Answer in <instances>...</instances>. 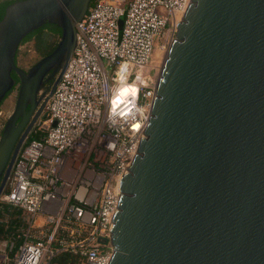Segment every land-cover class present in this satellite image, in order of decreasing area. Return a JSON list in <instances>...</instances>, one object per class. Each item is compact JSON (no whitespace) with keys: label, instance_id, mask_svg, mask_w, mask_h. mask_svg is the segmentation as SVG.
I'll return each mask as SVG.
<instances>
[{"label":"water","instance_id":"water-1","mask_svg":"<svg viewBox=\"0 0 264 264\" xmlns=\"http://www.w3.org/2000/svg\"><path fill=\"white\" fill-rule=\"evenodd\" d=\"M89 2L14 0L4 9L0 104L14 87L16 98L0 132V193ZM45 23L60 28L58 41L20 67L23 38ZM175 27L110 236L98 241L110 245L108 264H264V0H190Z\"/></svg>","mask_w":264,"mask_h":264},{"label":"built area","instance_id":"built-area-1","mask_svg":"<svg viewBox=\"0 0 264 264\" xmlns=\"http://www.w3.org/2000/svg\"><path fill=\"white\" fill-rule=\"evenodd\" d=\"M189 2L90 0L75 24L72 54L0 193V205L20 210L25 225L18 238L0 237V264H52L62 251L73 264H108L110 245L98 237L110 236L120 178L149 117L154 51L166 31L175 34L176 14ZM131 83L136 95H123ZM3 117L0 109V130ZM39 214L54 226L36 224Z\"/></svg>","mask_w":264,"mask_h":264},{"label":"rangeland","instance_id":"rangeland-1","mask_svg":"<svg viewBox=\"0 0 264 264\" xmlns=\"http://www.w3.org/2000/svg\"><path fill=\"white\" fill-rule=\"evenodd\" d=\"M41 34H42V38H44V42H45L44 45H46L45 49H47L49 47L48 50L52 46H54L59 39L58 34H53V33L47 32V30H43ZM170 36H171V33L169 31H166L162 40L160 41L158 46L155 48L153 60L151 62L152 68H151L150 73H149L151 79H153V80L155 78H157L159 75V71H160V68H161V65L163 62V57L165 56L167 49H168V46L170 44V42H169ZM36 41H37V37L33 36L29 40L21 43V45H20V47L16 53V62L20 67L28 69L38 59H40L43 56V53L39 52L35 46ZM157 51H158V53H160L159 59L155 58V53ZM145 79H147V78H145ZM147 81H149V79H147ZM14 92L16 93V89H14L12 91V93L10 94V96H8L6 99H4V101L0 105V109L2 110V112L4 114V117L5 116L7 117L8 115H10V113L13 110V107L15 104V99H14V94H13ZM4 117H3L2 121L4 120ZM6 117H5V119H6ZM0 129H1V126H0ZM1 206H4V205H1ZM15 210L16 209L4 210L2 219L5 221H8L9 218H11V215L9 213L14 214ZM16 216H17V213L14 214L13 218H15ZM54 223H55V221L47 220L45 214H39V217H37V220H36V224H39V225L42 224L43 228H48V229H51L54 226ZM22 232H25V225L23 223H20V225L15 229V231L12 234H14V236H16L18 238L17 235L22 234ZM5 236L6 235H0L1 238L5 237ZM62 252H68V251H62ZM61 253H59V255ZM54 260L55 259H53L52 264L53 263L58 264V262L54 261Z\"/></svg>","mask_w":264,"mask_h":264},{"label":"trees","instance_id":"trees-1","mask_svg":"<svg viewBox=\"0 0 264 264\" xmlns=\"http://www.w3.org/2000/svg\"><path fill=\"white\" fill-rule=\"evenodd\" d=\"M12 1H14V0L0 1V19L2 18L3 14H4L5 7L9 3H11ZM43 30H47V32L60 35V28L56 24L45 23L42 26H40L39 28H36V29L32 30L31 32H29L23 38L22 42L29 40L33 36H36L37 41H36L35 46L39 52L43 53V56H44L47 53H49L55 45L52 46L49 50H48L49 47L47 49H45L46 45H44L45 44L44 38H42V34H41ZM12 76L16 79V82H18V79L14 73H12ZM29 138L30 139L37 138V135L32 134V136ZM7 209H8L7 206H1L0 205V218L3 217V211L7 210ZM15 213L19 214L20 210H15ZM9 214L11 215V218H9L8 221H5V220L0 221V235H8V234L14 232L15 229L20 225V223H23L19 217L13 218V216H14L13 213H9ZM19 241L20 240H18V242ZM54 259H55L54 261H57L58 264H73L74 263V256L69 252H62L60 255L58 254Z\"/></svg>","mask_w":264,"mask_h":264},{"label":"bare ground","instance_id":"bare-ground-1","mask_svg":"<svg viewBox=\"0 0 264 264\" xmlns=\"http://www.w3.org/2000/svg\"><path fill=\"white\" fill-rule=\"evenodd\" d=\"M183 14V12L182 13H177L176 14V19H175V21H174V24H176V22L177 21H179V20H181L182 19V15ZM174 33V32H173ZM170 39H169V42L171 43V41L173 40V38H174V34H171V36L169 37ZM170 45V44H169ZM169 47V46H168ZM155 58L156 59H159L160 58V53H158V51L155 53ZM164 58H165V56L163 57V60H164ZM162 66V65H161ZM127 93H129V94H133V96H135L136 95V93H137V86H136V83H131V84H129V85H126V86H123V88H122V94L123 95H126ZM121 101V100H120ZM119 101V102H120ZM115 104H117V103H115Z\"/></svg>","mask_w":264,"mask_h":264},{"label":"flooded vegetation","instance_id":"flooded-vegetation-1","mask_svg":"<svg viewBox=\"0 0 264 264\" xmlns=\"http://www.w3.org/2000/svg\"><path fill=\"white\" fill-rule=\"evenodd\" d=\"M51 83H52V80L51 79H49V80H47L46 82H45V84H44V87H49V86H51ZM14 89H16L15 87L14 88H12L8 93H7V95H6V97H5V99L8 97V96H10V94L12 93V91L14 90ZM14 94V99L16 98V93L14 92L13 93ZM13 96V95H12ZM4 101V100H3ZM1 105V104H0ZM11 114V113H10ZM9 117V115L6 117V120H7V118ZM6 122V121H5ZM5 124V123H4Z\"/></svg>","mask_w":264,"mask_h":264},{"label":"crops","instance_id":"crops-1","mask_svg":"<svg viewBox=\"0 0 264 264\" xmlns=\"http://www.w3.org/2000/svg\"><path fill=\"white\" fill-rule=\"evenodd\" d=\"M1 1V0H0Z\"/></svg>","mask_w":264,"mask_h":264}]
</instances>
